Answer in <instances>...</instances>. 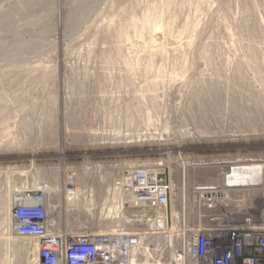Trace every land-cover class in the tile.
Wrapping results in <instances>:
<instances>
[{"label":"rangeland","instance_id":"1","mask_svg":"<svg viewBox=\"0 0 264 264\" xmlns=\"http://www.w3.org/2000/svg\"><path fill=\"white\" fill-rule=\"evenodd\" d=\"M226 159H264V0H0V264H37L10 225L21 190L47 185L62 231L145 229L113 188L130 166L176 211Z\"/></svg>","mask_w":264,"mask_h":264},{"label":"built area","instance_id":"2","mask_svg":"<svg viewBox=\"0 0 264 264\" xmlns=\"http://www.w3.org/2000/svg\"><path fill=\"white\" fill-rule=\"evenodd\" d=\"M180 158L184 170L204 165ZM259 162L226 159L218 163L217 182H196L190 195L186 191L189 182H183L176 211L170 180L153 166H130L113 188L126 212L141 209L138 217L145 221V229L62 231L51 219L55 205L43 183L17 193L10 225L16 236L33 242L37 264H264L263 197H243L245 192L262 191L264 183L247 187L230 184L234 172L264 164V159ZM75 179L71 169L58 192L77 193Z\"/></svg>","mask_w":264,"mask_h":264},{"label":"bare ground","instance_id":"3","mask_svg":"<svg viewBox=\"0 0 264 264\" xmlns=\"http://www.w3.org/2000/svg\"><path fill=\"white\" fill-rule=\"evenodd\" d=\"M263 175L264 164L252 165L249 166L247 170L234 172L233 177L230 180V184L238 187L253 186L259 183L262 184L264 182ZM54 209H56L55 206L50 210V216L52 221H55Z\"/></svg>","mask_w":264,"mask_h":264}]
</instances>
